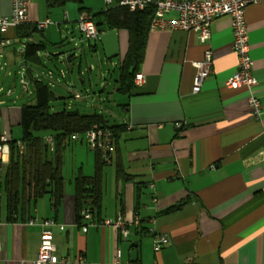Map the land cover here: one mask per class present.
<instances>
[{"label":"crops","instance_id":"crops-1","mask_svg":"<svg viewBox=\"0 0 264 264\" xmlns=\"http://www.w3.org/2000/svg\"><path fill=\"white\" fill-rule=\"evenodd\" d=\"M55 1L30 0L26 25L35 27L46 20L53 24L25 38L9 30L5 36L10 45L0 48V65L13 44L20 46L17 53L21 58L26 43L44 45L45 50L51 45L52 59L62 64L74 55L58 51L70 38L82 52L87 41L80 39L74 22L86 12L96 25L101 18L98 14L108 9L104 0ZM10 11V0H0V17ZM175 17L174 13L165 16ZM245 23L257 80L255 96L261 106L259 119L251 115L246 90L225 87L237 68L229 17L212 21L205 44L192 32L149 31L138 72L143 83L127 95L120 123L124 127L116 131L110 160L102 168L101 205L92 220L95 225L77 223L73 179L78 173L94 174L96 155L84 143H72L58 152L64 187L56 209L46 195L25 219L15 216L8 221L0 193V264H31L35 260L40 229L26 224L30 217L53 219L64 226L63 231H53L55 254L71 260L81 258L82 263L76 264H113L116 250L120 252L118 264H264V0L246 8ZM97 29L100 41L105 32L115 33L121 56L127 45L126 33L103 26ZM36 35L41 38L35 40ZM206 49L212 54V70L201 90L194 93L196 68L192 63L201 61ZM30 62L23 58L16 75H24ZM40 64L30 65L37 79L33 72L43 67ZM46 70L53 83L56 75ZM21 82L22 86L26 83L25 75ZM3 91L0 86V94ZM19 109L6 106L0 96V125L7 138L15 141L21 133L13 137L11 126H18ZM63 150L73 158L68 175L62 167ZM80 151L83 158L76 155ZM1 166L0 183L5 174ZM117 170L126 176L117 178ZM117 216L140 219L138 226H128L125 239L112 228L98 225ZM154 233L168 238V244L158 251L153 248ZM133 250L136 257L131 260Z\"/></svg>","mask_w":264,"mask_h":264},{"label":"trees","instance_id":"trees-1","mask_svg":"<svg viewBox=\"0 0 264 264\" xmlns=\"http://www.w3.org/2000/svg\"><path fill=\"white\" fill-rule=\"evenodd\" d=\"M69 1L80 2L79 0L58 2L63 4ZM119 1L115 0L116 3ZM154 13V6H147L142 12H130L125 7L113 6L98 14L101 18L97 26H103L107 30L124 31L127 35L126 49L121 56H118L117 64L118 74L115 83L116 90L120 94L129 95L134 88L133 79L143 62ZM12 30L21 38L41 32L34 26L26 24ZM44 50V45L26 43L22 56L25 60L32 61L30 65L40 66L39 52ZM26 65L25 82L28 90L29 87L32 88L34 103L23 105L19 109L18 126L21 129V138L19 141L8 138V160L0 183V193L5 199V214L8 221L15 220V216H19L21 220L25 219L35 203L46 195L50 197L54 209L61 204L64 179L60 173L58 152L68 146L61 145L62 137L73 133L83 134L88 130L109 129L112 132V144H114L116 131L124 127L122 124L108 125L105 117L97 113L81 114L70 109L51 112L50 104L56 99L53 90L49 83L33 77L30 65ZM122 107L124 111L126 106ZM44 135L54 137V152H49L43 139ZM17 142L22 145L21 150ZM94 153L96 155L94 174L87 177L78 173L73 179L77 223L82 221L81 210L88 211L94 220V213L100 209L101 205L102 168L105 163L100 161L97 152L94 151ZM124 176L126 175L123 170H117V178ZM176 208L177 206L171 210Z\"/></svg>","mask_w":264,"mask_h":264},{"label":"built area","instance_id":"built-area-1","mask_svg":"<svg viewBox=\"0 0 264 264\" xmlns=\"http://www.w3.org/2000/svg\"><path fill=\"white\" fill-rule=\"evenodd\" d=\"M115 0H104L105 6L110 8ZM260 0H120L115 6L127 8L130 12H142L147 6H154L155 13L150 23L149 30L159 31H184L194 33L200 44H205L210 37V24L213 20L227 16L230 19L232 46L236 59L237 68L235 72L226 79L225 87L227 90L244 89L247 92V101L250 107L251 115L255 119L261 116L260 101L255 96V88L257 80L253 76V63L249 57V37L245 23V10L251 4H257ZM11 11L8 16L0 17V48L10 45V40L6 38L9 30L23 26L28 23V6L30 0H10ZM171 13L176 14L174 19H166L165 16ZM67 21V15L63 16ZM75 27L80 35V39L87 42L97 43L100 41V32L98 31L93 18L86 12H81L75 20ZM53 23L50 20L36 23L37 31H43ZM73 38L69 42H73ZM196 68V75L193 80V92H199L203 82L211 73L212 54L209 49L203 53V58L199 62H193ZM143 83V77L137 73L133 79L135 87ZM74 99H81L79 94H73ZM180 124L176 125L179 128ZM44 141L49 152L55 150V139L51 135L44 137ZM8 138L0 125V164L6 161L8 157ZM81 142L92 151L99 154L102 162L107 163L110 160V154L113 147L112 132L109 129L88 130L83 134L73 133L61 138V145H70L72 143ZM19 149L22 145L17 142ZM152 202L155 203V196L152 195ZM80 216L82 221L93 224L91 214L86 210H81ZM153 223V220H149ZM140 219L134 216L131 220L123 219L117 216L114 220H103L99 222V226L112 228L119 236L124 239L128 234V226H138ZM27 225L37 226L40 229L39 246L35 260L31 264H76L82 263L81 258L74 260L68 257H58L56 246L53 241V231H63L64 226L58 224L53 219H37L30 217L26 221ZM86 232V226L81 227ZM153 248L155 251L160 250L168 244L166 235L154 233L152 236ZM120 252L116 250L115 260L113 264H118Z\"/></svg>","mask_w":264,"mask_h":264},{"label":"rangeland","instance_id":"rangeland-1","mask_svg":"<svg viewBox=\"0 0 264 264\" xmlns=\"http://www.w3.org/2000/svg\"><path fill=\"white\" fill-rule=\"evenodd\" d=\"M40 38V35L35 36V40ZM83 45L82 52H79L77 46L65 42L58 51L74 53V55L71 61L63 64L52 59L54 49L51 45H48L46 50L41 52L40 62L43 67H36L33 73L41 81L49 82L56 96V99L50 104V110L51 112H58L63 109H70L81 114L97 113L105 117L108 125L120 124L124 121L122 106L126 104L127 95L120 94L116 90L118 48L115 33L107 31L103 34L101 41L97 43L83 42ZM19 48L18 44L8 47L7 59L3 60L0 65V86L4 89L0 96L4 98L5 105L10 107H21L34 103L32 88L29 87V91L26 92L22 86L21 75L23 72L16 75L17 70L21 68L23 59L17 53ZM43 54L51 56V59L42 56ZM47 68L56 75L53 78V83L47 79ZM60 70L65 73L64 77ZM81 81L84 83L82 84ZM75 92L81 95V99L73 98ZM11 129L13 137L20 135L19 126H11ZM84 150L89 152L86 148ZM67 152L63 150L61 156L65 155L62 167L65 172H68V175L71 174L73 158ZM76 155H80L79 158L81 155L82 158L84 157L82 151ZM1 168L4 172L5 165L2 164Z\"/></svg>","mask_w":264,"mask_h":264},{"label":"water","instance_id":"water-1","mask_svg":"<svg viewBox=\"0 0 264 264\" xmlns=\"http://www.w3.org/2000/svg\"><path fill=\"white\" fill-rule=\"evenodd\" d=\"M77 49H78V48H77ZM21 77L23 78L24 75L22 74ZM23 86H24L25 88H27V84H26V83H23ZM26 92H27V89H26ZM135 257H136V251L133 250V251L130 252V258H131V260H134Z\"/></svg>","mask_w":264,"mask_h":264}]
</instances>
